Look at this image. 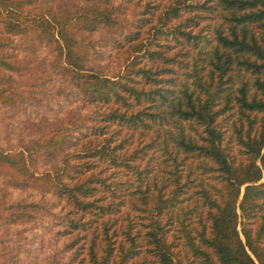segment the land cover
<instances>
[{
    "label": "trees",
    "instance_id": "1",
    "mask_svg": "<svg viewBox=\"0 0 264 264\" xmlns=\"http://www.w3.org/2000/svg\"><path fill=\"white\" fill-rule=\"evenodd\" d=\"M56 1L0 0V104H75L0 144L39 195L0 225L47 233V264H264V0ZM22 44L57 82L20 90Z\"/></svg>",
    "mask_w": 264,
    "mask_h": 264
},
{
    "label": "rangeland",
    "instance_id": "2",
    "mask_svg": "<svg viewBox=\"0 0 264 264\" xmlns=\"http://www.w3.org/2000/svg\"><path fill=\"white\" fill-rule=\"evenodd\" d=\"M56 2H61L63 7L74 5L72 0H57ZM50 58V53L44 48H34L30 50L24 47V44L19 47L16 53L18 71L13 74L11 73V75L16 79V84L21 91H26L31 86H34L33 84L38 82L39 79L43 77L48 78L50 75H53L52 81L57 82V78L52 73L50 67ZM102 60V62H106L108 70H112L116 67V64L111 61V57H106V59L104 58ZM51 84L52 82L46 83L42 87L41 90L43 91L41 93H45L46 96H48L44 88L46 86L49 88ZM38 89H40V87H38ZM22 95L25 96L26 94ZM57 98L58 97H56V99ZM50 102L52 107L45 109V106H43L38 110V113L35 111H28L25 114L23 112L14 113V111V115L17 116L16 119L11 115L13 108L8 109L5 105L0 104V144L8 146L14 145L17 138H20L18 135L21 134L18 127H27L21 130L23 136L32 132L36 126L33 127V125L30 124V120L34 122H36L37 118L60 120L63 118L64 110L66 112V110H73L75 107L74 103L60 106L52 97ZM38 166L43 165L38 163ZM23 196L26 198H37L39 195L34 191L9 188L0 181V200L15 199ZM0 234L5 238V242H2L5 249L0 254V260L3 258L5 264H47L46 258L52 249V239L47 233L38 228H34L31 224L20 223L10 226L1 224Z\"/></svg>",
    "mask_w": 264,
    "mask_h": 264
}]
</instances>
